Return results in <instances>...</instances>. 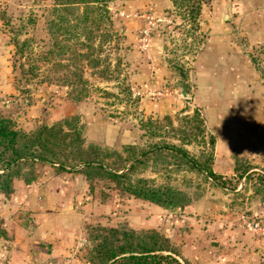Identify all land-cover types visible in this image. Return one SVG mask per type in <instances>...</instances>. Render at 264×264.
Segmentation results:
<instances>
[{"label": "crops", "instance_id": "obj_1", "mask_svg": "<svg viewBox=\"0 0 264 264\" xmlns=\"http://www.w3.org/2000/svg\"><path fill=\"white\" fill-rule=\"evenodd\" d=\"M126 3V9L139 5L172 16L170 0ZM226 5L232 16L222 22L221 9ZM196 23L200 40L191 55H182L172 69L164 61L168 50L163 49L165 38L157 30L151 37L152 62L138 53L135 63L143 86L161 89L165 79L182 82L189 98L172 89L176 94L163 102L144 103L142 108L153 104L158 112L199 111L204 131L213 138L211 169L232 181L233 191L239 192L238 210L229 209L227 196L217 188L211 190L213 199L204 198L165 214L151 208L154 211L145 215V207L138 208L142 213L137 222L127 218L128 225H162L165 236L181 244L182 257L198 264H264V238H254L242 222L264 209V198H258L245 178L234 172L236 160L249 162L252 172H259L264 162V86L251 61L252 48L264 40V0H208ZM123 24L122 30H133L136 44L140 21L130 19ZM1 102L4 108L8 106L7 99ZM51 166L37 164L32 181L13 187L8 197L0 194V264H39L69 256L74 234L83 229L84 221L104 223L100 214L108 212L111 204L90 201L80 173H55ZM118 205L111 207L109 220L122 216L114 210Z\"/></svg>", "mask_w": 264, "mask_h": 264}, {"label": "rangeland", "instance_id": "obj_2", "mask_svg": "<svg viewBox=\"0 0 264 264\" xmlns=\"http://www.w3.org/2000/svg\"><path fill=\"white\" fill-rule=\"evenodd\" d=\"M129 1L131 0H110L107 2L106 6L111 15V28L116 30L111 41L102 44L101 47V55L107 58L109 67L103 77L95 73L90 75L89 70H85L83 77L87 80L86 96L74 101L68 94L70 86L55 81L56 76L59 79L63 71L54 70L49 61L42 62L38 59L43 50L49 46L46 20L52 0H0V117L10 119L17 129L29 131L39 125H49L64 117L74 116L78 126H81L84 144L96 145L100 149L110 152V155L106 157V162L113 166L119 167L120 163L127 165L131 150L132 154H135L139 149H145L152 140L163 137L167 142L183 146L192 158L208 167L210 149L207 140L210 135L203 131L200 119L198 115L197 118L194 117L193 110L184 112L185 109L180 108L179 110L158 112L157 109H154L153 104H150L146 110L142 108L144 103L163 102L170 95L176 93L171 92L164 98L157 99L152 94L154 90H157L156 87L143 86L135 65L136 57L139 53L138 57L151 63V43L146 50L142 51L137 47L138 41L134 44L133 30L130 28L122 30L126 20H139L140 26L144 23L137 16L129 15L134 12L139 13L144 9V6L137 5L126 9V2ZM207 2L208 0H202L199 3V13L206 7ZM171 5V23L161 26L157 31H160L165 38L162 46L168 52H166L167 57L164 55L166 58L164 61H167L172 69L174 63H178L183 58L182 55H191L200 36L195 28L197 17L191 19L188 14L189 4L183 0L180 1V4L178 1L171 2ZM120 12L123 14L120 15ZM124 46L125 49L127 48L126 50L123 48ZM252 54L251 61L262 77L264 86V40L252 48ZM126 62L128 65L125 66ZM177 82H169L165 79L164 87L161 89L176 90L174 85ZM2 98L8 101V106L5 108L1 102ZM119 115L124 118L114 117ZM149 120L158 122L160 130L159 134L154 135L155 137L148 135L144 131L145 129L140 126V121L147 122ZM157 137L159 138L157 139ZM185 140H188L189 143L182 145ZM124 145H131L133 149L124 148ZM39 163L43 162L35 164L34 176L36 165ZM171 163L172 159L165 158L157 160L154 166L152 162H148L144 168L137 167L135 171L139 176L152 179L156 184L182 190L189 199L188 204L204 198L213 199L210 197L211 190L218 188L227 196L228 204H231L229 209L238 210L235 208L238 204L235 203L239 202V197L232 194L233 183L230 179L224 178L228 182L223 187H219L212 184L211 180L206 179L201 171ZM248 164L252 166L249 162ZM51 167L55 173H79L60 170L55 166ZM258 168L259 172L264 169V162ZM82 177L84 178L83 175ZM249 179L247 184L251 186L250 184L255 181V176L249 177ZM84 181L87 184L86 195L90 201L101 204V206L111 204V207L119 203L114 210L122 213V216H116L118 219L116 221L109 220L108 212L112 210L110 207L108 212L100 214L104 223L84 221L83 229L74 234L69 256L66 254L65 257H52L47 261L38 262L39 264H90L86 259V252L90 245L88 237L92 230L91 227H127L135 231L154 229L165 236L162 225L158 228H135L129 226L128 221L137 222L138 216L142 213L141 210H136L138 208L145 207V215L154 211L151 208H159L163 214L180 208H164L136 198L128 192L114 187L107 178L94 177L90 180L84 178ZM23 184L26 183L16 181L13 187H21ZM15 188L8 194L1 192L0 194L8 197ZM127 218H129L128 221ZM167 239L175 252L187 264H198V262L182 257L181 244ZM214 245L215 242L214 244L210 243L213 251L215 250Z\"/></svg>", "mask_w": 264, "mask_h": 264}, {"label": "trees", "instance_id": "obj_3", "mask_svg": "<svg viewBox=\"0 0 264 264\" xmlns=\"http://www.w3.org/2000/svg\"><path fill=\"white\" fill-rule=\"evenodd\" d=\"M110 0H52L46 29L49 46L43 50L40 61H49L54 70L63 71L59 81L70 86L69 95L74 101L86 96L87 80L83 72L90 75L105 76L109 62L101 55L102 44L111 41L116 30L112 29L107 2ZM180 4L183 0H171ZM190 1V2H189ZM189 4L188 14L191 19L199 14V3L202 0H185ZM204 2V1H203ZM101 68L97 71V69ZM54 80V79H53ZM194 117L199 111L194 108ZM198 112V113H197ZM157 121H140L148 135L159 134ZM155 137V136H154ZM159 137H157L158 139ZM185 140L182 145L188 144ZM210 154L208 167L197 162L188 154L186 148L159 138L152 140L145 149L137 153L129 152L127 165L113 166L106 162L110 152L96 145L84 144L81 126L74 116L64 117L52 124H42L33 130L23 131L13 126L8 118L0 117V192L8 194L16 181L28 183L34 179V166L43 162L60 170H71L81 173L86 180L107 178L114 187L128 192L136 198L146 200L164 208L184 207L189 199L186 194L168 185L156 184L152 179L136 173L148 162L153 166L157 160L172 159L173 165L201 171L206 179L219 187L228 180L215 174L211 169L213 138L208 137ZM131 148V145H124ZM117 155V154H116ZM126 159V158H124ZM251 166L242 160L234 162V172L238 177L255 176L251 183L253 192L258 198H264V169L260 172L249 171ZM233 195L239 192H234ZM89 247L86 259L90 264H187L169 244L167 237L154 229L135 231L127 227H91Z\"/></svg>", "mask_w": 264, "mask_h": 264}, {"label": "built area", "instance_id": "obj_4", "mask_svg": "<svg viewBox=\"0 0 264 264\" xmlns=\"http://www.w3.org/2000/svg\"><path fill=\"white\" fill-rule=\"evenodd\" d=\"M120 15L123 12L119 13ZM131 17L137 16L144 23L138 29V44L137 47L140 50H146L151 43V35L154 30H157L163 25H168L171 23V16L165 14H157L148 8H144L139 13L129 14ZM172 90L157 89L152 92V94L157 98L161 99L169 95ZM244 226L255 238H264V210H261L253 214L249 219H242Z\"/></svg>", "mask_w": 264, "mask_h": 264}, {"label": "water", "instance_id": "obj_5", "mask_svg": "<svg viewBox=\"0 0 264 264\" xmlns=\"http://www.w3.org/2000/svg\"><path fill=\"white\" fill-rule=\"evenodd\" d=\"M207 1V0H205ZM221 21L222 22H225L227 20H229L232 16L231 12H230V8L229 6H226L224 8L221 9ZM175 88H177L179 90V95L182 97V98H189V95L186 94L185 90H184V87L182 85V82H177L175 85Z\"/></svg>", "mask_w": 264, "mask_h": 264}]
</instances>
